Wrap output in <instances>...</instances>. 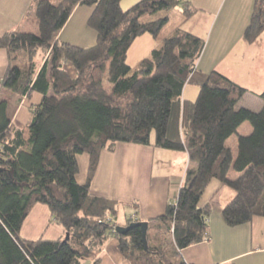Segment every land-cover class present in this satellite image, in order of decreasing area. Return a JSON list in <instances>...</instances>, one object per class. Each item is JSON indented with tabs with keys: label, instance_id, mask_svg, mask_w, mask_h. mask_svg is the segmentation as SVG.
Listing matches in <instances>:
<instances>
[{
	"label": "trees",
	"instance_id": "16d2710c",
	"mask_svg": "<svg viewBox=\"0 0 264 264\" xmlns=\"http://www.w3.org/2000/svg\"><path fill=\"white\" fill-rule=\"evenodd\" d=\"M121 1L36 0L37 33L0 36L9 57L3 87L18 103L42 96L25 127L12 123L7 101H0V264H83L97 260L111 239L129 264H188L181 252L209 240L211 209L200 202L213 180L236 193L222 211L228 226L264 216V110L238 109L245 87L217 71H197L205 41L180 28L137 69L127 63L139 37L161 36L172 10L183 7L189 19L193 0H141L129 9ZM80 5L93 8L88 25L97 43L88 49L58 41ZM263 34L264 0H254L243 39L253 44ZM188 84L199 87L194 102L183 99ZM247 122L252 132L239 135ZM236 134L237 154L229 145ZM119 143L187 152L194 164L176 203L146 222V242L141 226L116 233L107 215L117 217V203L90 194L102 152ZM82 154L90 157L85 184L77 181ZM37 204L50 208L65 237H21Z\"/></svg>",
	"mask_w": 264,
	"mask_h": 264
},
{
	"label": "crops",
	"instance_id": "0c3cea01",
	"mask_svg": "<svg viewBox=\"0 0 264 264\" xmlns=\"http://www.w3.org/2000/svg\"><path fill=\"white\" fill-rule=\"evenodd\" d=\"M36 0H0V36L8 31L37 33L34 14ZM140 0H122L123 9H129ZM254 0H193V15L175 28L189 31L205 41V47L197 64V71L209 74L217 71L248 90L238 105L254 112L264 110V34L255 43H246L244 32L249 25ZM93 8L80 5L72 13L58 36L59 43H67L88 49L97 43V33L88 21ZM159 39V38H158ZM150 35L139 37L129 50L140 47L142 55L138 64L149 57L161 42ZM163 41V40H162ZM9 65L8 52L0 49V101H7L13 124L25 127L42 96L17 102L18 97L3 87L2 80ZM130 66H133L130 64ZM199 87L186 85L183 99L194 102ZM33 106V107H32ZM248 134L252 126H246ZM241 135V134H239ZM154 143L155 139H151ZM77 181L85 184L88 177L90 157H78ZM194 164L187 152L119 143L114 151H103L98 169L91 185L90 194L117 203V217L107 215L118 226L126 227L129 220L148 222L166 213L168 206L177 201L186 172ZM232 174V173H231ZM237 177V176H236ZM236 193L226 185L213 180L206 190L201 207L209 206V240L181 252L188 264H264V216L237 227L224 221L222 211ZM21 237L26 240H56L65 237L48 206L37 204L24 222ZM117 240L111 239L97 260L83 264H129L117 248ZM171 250V248L166 249Z\"/></svg>",
	"mask_w": 264,
	"mask_h": 264
},
{
	"label": "rangeland",
	"instance_id": "374dc122",
	"mask_svg": "<svg viewBox=\"0 0 264 264\" xmlns=\"http://www.w3.org/2000/svg\"><path fill=\"white\" fill-rule=\"evenodd\" d=\"M52 1L54 4H57L59 3V0H50ZM141 1V0H140ZM150 15H146L143 19L144 20H148L150 19ZM170 23L165 27L164 31L162 32L161 36L159 37V42L162 43V40L165 39V38H169V37H172L175 33V28L178 26V23L180 24V22L184 19H186L183 15V7H178L174 10L171 11V16H170ZM141 48L140 47H134L129 55V59L127 61V63L130 65H133L131 66L134 70L137 69L138 67V60L140 59V57H142V55H148V52L144 51V52H141L140 50ZM67 69L69 71H71L70 73H72L71 75L74 76L75 72L74 70L72 69L71 66H67ZM246 126H251L250 123H245L243 124L240 129H239V133L238 134H241V135H244V136H247L249 135L247 130H246ZM236 134L234 135L230 140H229V145L234 149V152L235 154H237V141H238V138H239V135ZM156 137V134H155V131L152 132V138L155 139ZM107 151V150H105ZM238 177V174L235 172V171H232V174H231V177L233 179L237 178ZM109 219V217H107ZM112 222L113 220L110 219ZM168 248H170L168 246ZM166 248V249H168ZM167 254L170 253V249L166 251Z\"/></svg>",
	"mask_w": 264,
	"mask_h": 264
},
{
	"label": "water",
	"instance_id": "95a60500",
	"mask_svg": "<svg viewBox=\"0 0 264 264\" xmlns=\"http://www.w3.org/2000/svg\"><path fill=\"white\" fill-rule=\"evenodd\" d=\"M1 170V167H0ZM137 226H141L142 227V231H143V240L144 242H146V232L148 229V224L146 222H133L132 224H130L127 227H122V226H118L116 228V233L121 234V235H126L132 228L137 227ZM69 238V234L66 235V239Z\"/></svg>",
	"mask_w": 264,
	"mask_h": 264
},
{
	"label": "built area",
	"instance_id": "2783aa9c",
	"mask_svg": "<svg viewBox=\"0 0 264 264\" xmlns=\"http://www.w3.org/2000/svg\"><path fill=\"white\" fill-rule=\"evenodd\" d=\"M109 220H110V218H109Z\"/></svg>",
	"mask_w": 264,
	"mask_h": 264
}]
</instances>
